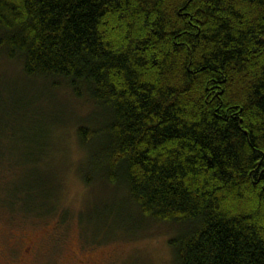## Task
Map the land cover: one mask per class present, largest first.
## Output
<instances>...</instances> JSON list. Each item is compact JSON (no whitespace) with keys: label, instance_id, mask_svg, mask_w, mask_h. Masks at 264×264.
Listing matches in <instances>:
<instances>
[{"label":"trees","instance_id":"trees-1","mask_svg":"<svg viewBox=\"0 0 264 264\" xmlns=\"http://www.w3.org/2000/svg\"><path fill=\"white\" fill-rule=\"evenodd\" d=\"M0 57L102 111L80 144L176 264H264V0H0Z\"/></svg>","mask_w":264,"mask_h":264},{"label":"rangeland","instance_id":"rangeland-1","mask_svg":"<svg viewBox=\"0 0 264 264\" xmlns=\"http://www.w3.org/2000/svg\"><path fill=\"white\" fill-rule=\"evenodd\" d=\"M85 96L0 57V264H176L177 228L99 180L97 143L77 129L104 118Z\"/></svg>","mask_w":264,"mask_h":264}]
</instances>
